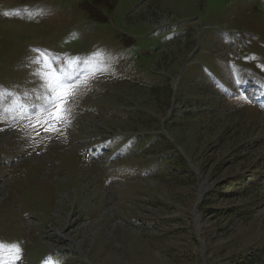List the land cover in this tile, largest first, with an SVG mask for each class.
Masks as SVG:
<instances>
[{
    "label": "rangeland",
    "instance_id": "1",
    "mask_svg": "<svg viewBox=\"0 0 264 264\" xmlns=\"http://www.w3.org/2000/svg\"><path fill=\"white\" fill-rule=\"evenodd\" d=\"M37 49L78 74L62 134L37 126ZM244 73L264 78V0H0V107L23 105L0 117V242L18 264H264Z\"/></svg>",
    "mask_w": 264,
    "mask_h": 264
},
{
    "label": "snow or ice",
    "instance_id": "2",
    "mask_svg": "<svg viewBox=\"0 0 264 264\" xmlns=\"http://www.w3.org/2000/svg\"><path fill=\"white\" fill-rule=\"evenodd\" d=\"M7 15V13H5ZM38 55L29 58V66L35 65L31 75L37 77L42 82V87L46 90L43 97L44 107L42 114L37 119V126L42 127L44 131L53 135L62 134L63 130L71 126V114L73 111V102L75 98L81 94V85L77 83H66L63 76L53 68L51 59L46 52L39 49L35 50ZM101 55L100 53L96 54ZM71 70L74 67V61L69 60L65 62ZM87 85L88 81L85 79L82 82ZM4 93L0 92V96ZM13 96L12 102L6 107H0V117L5 113H10L18 107H23L19 100ZM240 99H247L241 95ZM21 248L19 244H5L0 242V264H18L21 259ZM48 264H53L49 261ZM55 264H63L62 261H55Z\"/></svg>",
    "mask_w": 264,
    "mask_h": 264
},
{
    "label": "bare ground",
    "instance_id": "3",
    "mask_svg": "<svg viewBox=\"0 0 264 264\" xmlns=\"http://www.w3.org/2000/svg\"><path fill=\"white\" fill-rule=\"evenodd\" d=\"M252 77V79L255 81V82H257L258 84H260L261 86H262V89H264V82L263 81H261L259 78H257V77H254V76H251Z\"/></svg>",
    "mask_w": 264,
    "mask_h": 264
},
{
    "label": "trees",
    "instance_id": "4",
    "mask_svg": "<svg viewBox=\"0 0 264 264\" xmlns=\"http://www.w3.org/2000/svg\"><path fill=\"white\" fill-rule=\"evenodd\" d=\"M242 180V179H241ZM240 181V180H239Z\"/></svg>",
    "mask_w": 264,
    "mask_h": 264
}]
</instances>
